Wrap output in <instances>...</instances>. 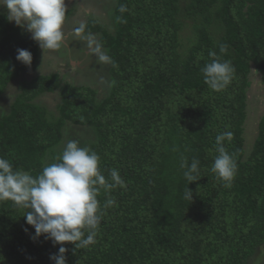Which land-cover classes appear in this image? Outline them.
I'll return each mask as SVG.
<instances>
[{
	"label": "trees",
	"instance_id": "1",
	"mask_svg": "<svg viewBox=\"0 0 264 264\" xmlns=\"http://www.w3.org/2000/svg\"><path fill=\"white\" fill-rule=\"evenodd\" d=\"M112 15L113 31L91 19L82 44L90 48L89 36L100 33L93 50L103 45L109 57L108 71L96 73L107 94L99 98L92 85L60 72L22 81L10 110L0 112V157L38 177L60 162L54 147L66 126L80 125L93 136L88 148L106 180L118 171L123 186H97L95 242L83 249L65 243L67 264H247L264 247V114L245 149L252 70L264 83V0H117ZM18 49L32 53L31 65L16 59ZM39 51L32 35L0 12V103ZM214 59L235 70L219 91L201 71ZM55 91L61 101L51 117L34 99ZM226 131L233 136L223 146L237 165L228 186L211 171L216 137ZM182 157L189 166L199 161L196 182L185 179ZM189 188L193 200L184 198ZM29 211L0 201V264H54L61 245L35 236Z\"/></svg>",
	"mask_w": 264,
	"mask_h": 264
},
{
	"label": "clouds",
	"instance_id": "2",
	"mask_svg": "<svg viewBox=\"0 0 264 264\" xmlns=\"http://www.w3.org/2000/svg\"><path fill=\"white\" fill-rule=\"evenodd\" d=\"M0 8L7 10V19L17 26L26 28L43 50L56 49L63 40V25L67 14L65 0H0ZM125 7L120 11L124 12ZM81 26L78 31H81ZM16 59L25 65H31L32 53L25 49L17 50ZM214 52L210 56H215ZM205 83L213 90L225 88L232 79L234 68L228 61L212 60L201 69ZM233 133L226 131L216 137L217 152L211 171L228 186L234 178L237 165L223 142L231 140ZM43 168L38 177H32L23 171H14L11 163L0 157V201L11 200L17 206L30 209L24 216L27 224L35 229V236H45L53 244H59V253L52 255L54 264H67L63 247L65 243L75 245L76 249L87 248L95 242L97 229L102 221L97 194L103 187L106 190L123 186L116 169L110 172L111 182L99 170L100 158L87 147H80L70 140L59 158ZM199 161L193 159L189 166L182 157L181 168L184 177L191 183L196 182ZM185 199L193 200L189 188ZM114 203L109 199L105 207ZM27 231V229H26Z\"/></svg>",
	"mask_w": 264,
	"mask_h": 264
},
{
	"label": "rangeland",
	"instance_id": "3",
	"mask_svg": "<svg viewBox=\"0 0 264 264\" xmlns=\"http://www.w3.org/2000/svg\"><path fill=\"white\" fill-rule=\"evenodd\" d=\"M117 0H65L67 14L65 22L62 28L63 40L60 46L56 49L43 50L39 46V58L35 66L25 69L17 79L9 83L4 95L2 96L0 103V112L2 110L9 111L10 106L20 91V84L22 81L30 80L33 77L40 74H48L52 72H60L62 75H67V78L74 83L81 84L87 82L92 85L98 91V97L101 98L107 94V91H103L102 80L98 74L103 71L107 72L110 66L108 54L104 51L103 45L101 49H91L92 46H96V41L99 42L101 35L94 31L89 36V41H92L91 47L87 48L79 42H75L79 38V41H84V36H87L86 25L91 19L98 20L102 23L106 30H114L113 13ZM0 12H7L5 8H0ZM93 26L92 24H90ZM83 26L81 31L78 29ZM23 31H27L26 28H22ZM28 32V31H27ZM30 33V32H28ZM31 34V33H30ZM184 44H188L189 40L184 37ZM82 45L83 52L75 51ZM74 48L72 52L70 49ZM87 49H90L88 52ZM92 52L93 55H92ZM102 59L106 64L101 63ZM79 66H82V71H77ZM98 73V74H96ZM73 79V80H72ZM251 84L248 88V117L245 123V149L248 154L254 144V140L258 134V124L264 114V83L261 75L258 71L252 70L250 74ZM38 104L45 107L48 115L58 114V104L61 101V95L59 92L41 93L34 99ZM3 112V111H2ZM65 139L54 147L56 152L53 159L62 155L66 144L70 140H75L79 143L80 147H89L93 136L85 132L84 126L71 125L66 126ZM70 133L74 134V137L69 138ZM78 134V135H77ZM79 137V138H78ZM77 139V140H76ZM51 154H48L46 160L51 159ZM247 264H264V247L259 248L255 255L249 260Z\"/></svg>",
	"mask_w": 264,
	"mask_h": 264
},
{
	"label": "flooded vegetation",
	"instance_id": "4",
	"mask_svg": "<svg viewBox=\"0 0 264 264\" xmlns=\"http://www.w3.org/2000/svg\"><path fill=\"white\" fill-rule=\"evenodd\" d=\"M79 43H80V44H83V43H85V42H81V41H79ZM84 45H85V44H84ZM93 48H94V47L92 46L91 49H93ZM78 49H79V48H76L75 51H78ZM72 50H74V48L70 49V51H68V52H72ZM89 50H90V49H87L86 51L88 52Z\"/></svg>",
	"mask_w": 264,
	"mask_h": 264
},
{
	"label": "crops",
	"instance_id": "5",
	"mask_svg": "<svg viewBox=\"0 0 264 264\" xmlns=\"http://www.w3.org/2000/svg\"><path fill=\"white\" fill-rule=\"evenodd\" d=\"M89 22V21H88ZM31 35V34H30Z\"/></svg>",
	"mask_w": 264,
	"mask_h": 264
}]
</instances>
